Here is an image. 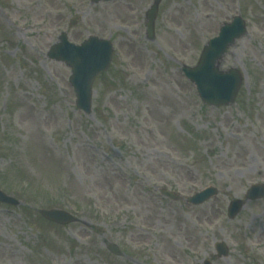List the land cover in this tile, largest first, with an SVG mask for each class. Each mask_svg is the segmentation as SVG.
<instances>
[{"label":"rangeland","instance_id":"obj_1","mask_svg":"<svg viewBox=\"0 0 264 264\" xmlns=\"http://www.w3.org/2000/svg\"><path fill=\"white\" fill-rule=\"evenodd\" d=\"M152 1L0 0V188L20 200L0 203V264H264V198L245 197L264 182V0H162L150 40ZM237 14L247 33L219 67L242 84L233 104L210 106L181 67ZM61 32L114 43L90 115L71 67L48 55ZM209 185L217 196L187 202ZM49 208L77 220H48Z\"/></svg>","mask_w":264,"mask_h":264},{"label":"water","instance_id":"obj_2","mask_svg":"<svg viewBox=\"0 0 264 264\" xmlns=\"http://www.w3.org/2000/svg\"><path fill=\"white\" fill-rule=\"evenodd\" d=\"M160 0H155L147 12V27L150 37L154 35V23L157 15ZM246 32L244 21L241 17H235L232 23L225 24L220 35L211 39L205 46L198 64L194 67L184 66L183 70L188 77L193 80L200 96L208 104L220 105L232 102L236 96L241 83V76L238 70L232 68L229 71H221L217 66V61L227 51L230 44L235 39ZM61 42L55 44L50 57L59 60H66L72 66L70 82L77 95V105L87 113L91 112L92 85L98 74L109 67L112 51L110 44L106 40H101L95 36H90L89 40L81 45L71 43L67 39L66 33L60 37ZM217 189L209 187L201 192H197L189 198L190 202L202 203L217 193ZM165 194L177 197L172 192L164 190ZM249 199L264 197V184H253L247 191ZM0 200L17 203V201L0 190ZM243 207L240 199H234L229 205V216L235 217ZM42 213L55 221L67 223L74 220V217L62 210H43ZM219 255H226L227 246L218 242L216 244ZM115 252L120 250L110 245ZM206 264H210L208 261Z\"/></svg>","mask_w":264,"mask_h":264}]
</instances>
